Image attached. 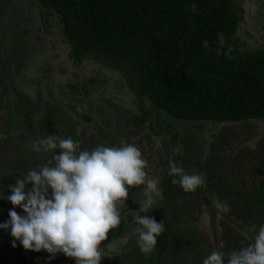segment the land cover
I'll return each mask as SVG.
<instances>
[{"label":"rangeland","instance_id":"obj_1","mask_svg":"<svg viewBox=\"0 0 264 264\" xmlns=\"http://www.w3.org/2000/svg\"><path fill=\"white\" fill-rule=\"evenodd\" d=\"M234 1L241 7V20L235 30L238 48L264 49V0ZM68 51L54 17L44 16L36 0H0V191L4 179L12 177L15 184L30 168L52 156L51 152L37 153L32 149L33 141L50 135L71 136L80 141L81 150H91L99 144L119 146L122 141L135 143L149 162L151 175L159 178L160 186L169 166L164 155L167 136L159 138L145 126L133 129L128 119L131 114H138L135 97L121 76L93 58L75 64ZM17 93L32 108L29 128L23 121ZM51 109L57 114L54 125L58 130L53 134L40 126L43 115L51 113ZM165 118L174 130L182 128L175 144V149L180 147L181 151L173 161L186 173L206 176V186L200 188L196 198L206 196L209 202L200 203L193 211L188 201H182L185 211L173 207L177 208L174 212L171 205L177 199L162 195L156 207L141 213L142 216H164L161 247L149 253V257L139 251L133 236L136 225L131 217L139 208L138 201L143 199L144 186L131 188L123 213L127 220L110 230L108 239L102 242L109 256L103 257L100 264H145L147 257L154 264H202L210 250L220 243L223 248L218 250L226 253L251 243L250 239L244 240L241 232L252 224H264V175L261 174L264 121ZM12 162L15 168L9 166ZM209 168L211 171L207 173ZM30 187L31 184L26 185V189ZM213 199L230 207L228 213L221 214L222 231H217ZM205 211L211 219L210 228L202 225ZM123 237H127V243H118ZM13 239L10 232L0 236V264H29L15 258L22 252L39 259L32 264H75L74 258L63 253L52 257L44 250H26L19 241L13 247ZM7 246L13 250L9 251Z\"/></svg>","mask_w":264,"mask_h":264},{"label":"trees","instance_id":"obj_2","mask_svg":"<svg viewBox=\"0 0 264 264\" xmlns=\"http://www.w3.org/2000/svg\"><path fill=\"white\" fill-rule=\"evenodd\" d=\"M36 2L44 16L54 17L73 63L93 58L121 76L135 97L138 111L129 116V124L135 130L145 126L159 138L167 136L164 140L167 164L179 158L174 149L182 128L174 130L165 116L190 121H264V49L238 48L235 30L241 20V7L234 0ZM193 4L197 7L195 13ZM218 33L224 35L223 46L217 43ZM205 40L210 42L209 48L203 46ZM229 48L232 49L229 56L216 55L217 49L224 52ZM17 96V101L22 103L23 121L29 128L32 108L19 93ZM53 111L43 115L40 121L45 132L51 134L58 130L54 125L57 114ZM54 151L58 154L60 150ZM9 166L15 168L13 162ZM173 179L178 178L167 172L159 186L164 197L177 199L173 200L172 208L184 212L182 201H188L194 210L200 203L208 204L206 196L196 198L200 188L186 193L178 183H172ZM4 180L0 197L11 195L8 185L14 184L12 177ZM12 208L7 199L0 198V223L9 218L8 211ZM177 208H173L174 212ZM15 210L24 214L19 207ZM154 218L160 221L164 216L158 214ZM9 232L10 229L0 228L1 237ZM161 242L158 236L154 250L160 248ZM7 249L13 250L10 246ZM149 257L145 263L154 264ZM15 258L21 263L39 261L33 254L23 252Z\"/></svg>","mask_w":264,"mask_h":264},{"label":"clouds","instance_id":"obj_3","mask_svg":"<svg viewBox=\"0 0 264 264\" xmlns=\"http://www.w3.org/2000/svg\"><path fill=\"white\" fill-rule=\"evenodd\" d=\"M192 11L197 12L195 4ZM205 48L210 42H202ZM217 43H225L223 33L217 34ZM229 48L216 55L229 56ZM77 135L79 132L77 131ZM37 153H53L46 162L30 168L23 178H17L15 184L8 185L11 195L7 199L13 208L8 211L9 219L0 223V228L9 230L16 241L26 250L47 251L54 257L63 253L75 259V264H100L109 252L102 247L108 239L110 230L118 228L127 220L124 215L126 201L131 188L143 187V199L139 208L132 215L136 225L133 236L141 252L151 253L157 237L165 231L163 220L141 215L156 207L163 199L159 178L151 175L149 162L135 143L121 142L119 146L99 144L91 150H81L80 141L71 136H47L32 143ZM59 149L56 154L54 150ZM180 147L174 149L175 153ZM168 175L178 177L173 184H179L184 192L194 193L205 187L206 176L203 173H186L176 162L170 160ZM31 187L26 189V185ZM212 206L217 210V231H222L219 221L222 213H228L230 207L225 202L213 199ZM23 210V215L15 208ZM211 219L204 212L202 225L210 228ZM249 233H254L251 237ZM244 240H251L245 246L230 252L218 250L223 243L214 246L203 259L202 264H264V224H252L241 232ZM209 238L211 232L209 230ZM120 244L127 243V237L121 238ZM243 243V241H242ZM115 251V249H110Z\"/></svg>","mask_w":264,"mask_h":264},{"label":"flooded vegetation","instance_id":"obj_4","mask_svg":"<svg viewBox=\"0 0 264 264\" xmlns=\"http://www.w3.org/2000/svg\"><path fill=\"white\" fill-rule=\"evenodd\" d=\"M190 210H193V211H195L194 209H191V208H189ZM250 225V224H249ZM162 243V242H161ZM160 247H161V245H160ZM140 251V253L141 254H143V252H141V250H139ZM146 264V263H145Z\"/></svg>","mask_w":264,"mask_h":264}]
</instances>
